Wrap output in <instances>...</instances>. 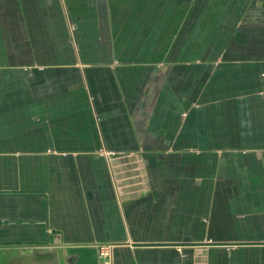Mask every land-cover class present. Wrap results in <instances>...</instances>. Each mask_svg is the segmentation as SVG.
<instances>
[{"label": "crops", "instance_id": "1", "mask_svg": "<svg viewBox=\"0 0 264 264\" xmlns=\"http://www.w3.org/2000/svg\"><path fill=\"white\" fill-rule=\"evenodd\" d=\"M264 264V0H0V264Z\"/></svg>", "mask_w": 264, "mask_h": 264}, {"label": "built area", "instance_id": "2", "mask_svg": "<svg viewBox=\"0 0 264 264\" xmlns=\"http://www.w3.org/2000/svg\"><path fill=\"white\" fill-rule=\"evenodd\" d=\"M115 247L114 245H97L95 247L100 264H113V250Z\"/></svg>", "mask_w": 264, "mask_h": 264}]
</instances>
